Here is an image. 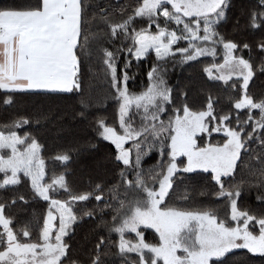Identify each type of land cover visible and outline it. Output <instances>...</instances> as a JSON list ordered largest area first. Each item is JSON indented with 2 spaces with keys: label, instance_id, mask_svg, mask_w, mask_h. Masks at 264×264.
Instances as JSON below:
<instances>
[{
  "label": "snow or ice",
  "instance_id": "1",
  "mask_svg": "<svg viewBox=\"0 0 264 264\" xmlns=\"http://www.w3.org/2000/svg\"><path fill=\"white\" fill-rule=\"evenodd\" d=\"M232 7V0H117L103 7L99 0L0 4L3 106L12 107L17 97L82 95L83 65L95 58L109 84L105 98L115 105L112 122L93 115L90 104H82L76 116L88 122L97 143L114 147L110 155L118 169L115 183L73 191L65 172L47 177L37 136L18 134L17 129L32 127L31 118L0 126V190L14 192L27 185L33 200L47 204L42 217L17 230L7 210L19 202L28 205V199L21 194L0 203V264H82L73 259L68 240L85 218L96 225L98 239L83 264H108L113 248L125 264L130 254L131 264H225L235 249L264 258V97L257 99L249 90L254 49L264 58V0H249L243 9L245 28L259 33L255 45L220 31ZM221 52L223 60L216 62ZM153 55L146 88L131 92L133 60L140 65ZM201 57H212L203 68L208 79L231 89L227 111H217L219 97L211 93L198 109L188 102L187 91L176 102L166 79L169 65L191 66ZM41 119L48 116L39 114L35 123ZM71 151L58 153L54 162L66 168ZM153 155L159 157L156 164L145 168ZM244 156L256 164L246 165L249 179L237 182ZM200 172L211 185L200 195H210L215 206L191 210L169 205L175 176ZM246 188L257 193L255 209L240 206ZM149 230L155 234L152 240L146 237Z\"/></svg>",
  "mask_w": 264,
  "mask_h": 264
},
{
  "label": "trees",
  "instance_id": "2",
  "mask_svg": "<svg viewBox=\"0 0 264 264\" xmlns=\"http://www.w3.org/2000/svg\"><path fill=\"white\" fill-rule=\"evenodd\" d=\"M10 0H0V4L8 3ZM96 0H93L95 3ZM101 7L108 3L115 5L117 0H99ZM127 0H119L120 4L126 3ZM249 0H232L233 7L229 11V21L220 29L226 36L236 41L248 42L255 45L260 38L259 33H253L245 28V17L243 9L247 7ZM239 18V27L235 26L236 19ZM119 43V42H117ZM186 46V43H185ZM245 58H249L247 50H244ZM254 63V77L250 81V93L257 99L264 97V72L260 71L262 59L255 54V49L251 55ZM153 59L141 62L137 65L133 60V67L129 74L134 78L128 83L129 90L134 93L142 91L147 86L146 73L153 63ZM223 60L222 52L216 57V62ZM212 57H201L199 63H193L191 66L177 64L175 68L169 65V70L174 69V75L168 76L169 87L174 89V97L176 102L181 103L180 93L188 92V102L194 107L199 108L205 101L207 95L211 93L213 97H219L217 111L223 107L227 111V97L231 93L230 87L225 89L223 83L210 81L203 68L212 63ZM120 66L123 67L121 60ZM84 73L83 94H61L52 96H28L17 97L16 103L12 107H5L2 104L3 94L0 93V126L8 124L18 118L28 117L33 120L32 127L24 126L22 129H17L18 134L23 135L25 131H31L37 136L40 143L43 145L42 155L46 162L47 177L53 174L66 173V177L73 191H87L98 182H106L109 184L115 183L118 179V169L115 168L111 152L114 147L107 142L97 143L94 139V133L87 121L81 122L76 116L78 111L83 110L82 104H90L88 109L93 115H103L112 122L115 112V105L111 99H106L110 92L109 84L104 78L103 66L97 63L94 58L92 61L85 62L82 69ZM172 71V70H171ZM168 73H170L168 71ZM167 73V74H168ZM44 113L48 116L47 120L41 119L40 124L35 123L39 114ZM75 117V118H74ZM91 119V117H90ZM167 120V116H164ZM218 139L216 134H213V142ZM97 144L96 148L87 147L88 143ZM255 148L256 146L253 145ZM76 151L75 149H81ZM72 149L70 152L71 160L65 168L60 162L53 160V157L58 153H62ZM254 155V154H253ZM159 157L153 155L146 159L144 167L154 166ZM256 162L252 156H244L238 162L236 172V181L241 179L247 180L248 168L246 165L255 166ZM204 189H211L208 183L207 174L200 173H178L174 178V188L171 190V196L168 198V203L171 206H178L186 209L203 208L207 206H215L211 203L212 197L201 196L200 192ZM23 194L28 199L29 204L21 207L23 202H19L15 207H9L7 214L12 216L16 223L17 230L21 229L25 222L29 219L40 218L47 210V204L41 200H33L30 188L27 185H20L14 192L0 190V203L8 202L13 196ZM185 195H190V199L184 200ZM256 191L253 189L244 191L240 200L242 208L252 207L255 209L257 205ZM66 198V197H58ZM95 202L93 201V204ZM93 205H88L92 207ZM110 219V217H109ZM42 224V219L40 220ZM96 225L85 218L84 222L76 227L75 233L68 240L71 245V255L73 259H78L82 262L89 258L90 252L94 243L98 239L94 231ZM107 235V233H105ZM146 237L152 238V233H146ZM115 236V235H114ZM118 239V237H115ZM68 239V238H66ZM149 240V239H148ZM117 249L113 248L112 253L106 259L108 264H125V260L117 253ZM127 264H130L127 261ZM225 264H264V258L253 256L246 249L233 250L227 254Z\"/></svg>",
  "mask_w": 264,
  "mask_h": 264
},
{
  "label": "rangeland",
  "instance_id": "3",
  "mask_svg": "<svg viewBox=\"0 0 264 264\" xmlns=\"http://www.w3.org/2000/svg\"><path fill=\"white\" fill-rule=\"evenodd\" d=\"M222 62V61H221ZM172 70V71H171ZM171 70H169V72L170 73H168L167 74V76H166V78L168 77V76H170V75H174V72H175V70L174 69H171ZM207 76V75H206ZM216 82H220V83H223L222 81H216ZM201 208V207H200ZM200 208H191V210H197V209H200ZM152 233V238H151V240L153 239V237H154V232H152L151 230H149L147 233ZM115 235V234H114ZM147 236V235H146ZM148 239L150 240V236L148 237ZM235 250H237V249H235ZM134 254H130V256H129V258H128V262L131 264V258H132V256H133ZM122 258V257H121ZM124 259V258H123Z\"/></svg>",
  "mask_w": 264,
  "mask_h": 264
}]
</instances>
